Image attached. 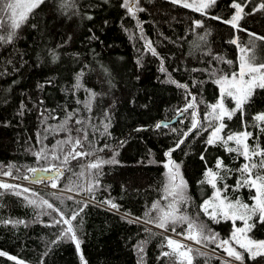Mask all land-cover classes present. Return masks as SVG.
<instances>
[{
  "label": "trees",
  "instance_id": "trees-1",
  "mask_svg": "<svg viewBox=\"0 0 264 264\" xmlns=\"http://www.w3.org/2000/svg\"><path fill=\"white\" fill-rule=\"evenodd\" d=\"M74 2L76 7L69 9L61 7L62 0H45L17 30L11 44H0V176L10 171L8 177L29 180L33 175L29 169L47 168L62 173L55 179L62 192L0 188V251L29 264H81V253L87 264H137L141 255L143 264H172L174 258L157 259L162 250L169 251L161 246L166 243L165 237L185 239L176 233L186 232L187 224H177L176 233L164 231L145 223L150 218L145 213L155 217L152 204L159 201L165 207L171 200L163 198L164 153L190 127L191 109L167 127L155 125L173 118L186 106L188 91L197 96L203 119L206 106L216 103L219 95L211 73L236 70L240 47L249 46L252 40L249 33L264 36V11H253L264 0H236L243 6L239 28L222 22L236 11L233 0H216L206 10L207 15L171 0H139L144 10L137 11L135 17L120 6L122 0ZM3 18L10 23L6 15ZM196 21L202 26L197 27ZM233 39L240 47L230 43ZM255 44L254 54L258 59L264 57V41ZM161 66L165 72L160 71ZM78 75L79 88L75 87ZM170 80L187 84L188 89ZM194 82L197 87L192 86ZM89 91L96 94L90 111L86 107ZM225 103L234 107L230 99ZM262 111L264 91L257 90L243 117L253 135L259 136L258 141L249 140L250 145L259 143L264 147V134L251 127L252 116ZM70 113L73 115L69 120ZM77 119L82 124H76ZM225 122V133L242 130L240 113ZM62 124L68 131L59 130ZM80 128L87 132L86 140L82 139L83 132H77ZM69 135L81 138L83 146L77 150L89 155L64 163L63 156L71 145L57 147V143ZM207 136L208 132L197 135L193 131L172 153L187 182L188 201L178 205V214L203 223L226 239L233 229L232 222L216 223L200 208L214 192L210 185L200 183L206 167L215 171L217 158L223 160L230 171L226 175L221 172L225 179L218 180L217 187L229 185V191L222 195L230 200L239 198L251 205L254 193L247 188L233 191L239 178L236 169L244 160L219 145H206ZM41 152L43 155L38 156ZM54 155L60 159H54ZM98 159L115 162L104 163L98 169L88 167ZM89 185L93 186L91 192L87 191ZM42 200L66 217L79 212L73 221L79 252L74 241L62 236L66 225L53 223L59 218L57 212L41 206ZM137 217L142 219L137 222ZM248 235L264 240V224L257 223ZM142 241L144 251L140 253L137 245ZM196 245L191 246L192 264H222V257L211 252H222L215 244ZM196 249L204 254L198 255ZM244 256L246 264H264V258L253 261L246 253ZM0 264L15 261L0 256Z\"/></svg>",
  "mask_w": 264,
  "mask_h": 264
},
{
  "label": "snow or ice",
  "instance_id": "snow-or-ice-1",
  "mask_svg": "<svg viewBox=\"0 0 264 264\" xmlns=\"http://www.w3.org/2000/svg\"><path fill=\"white\" fill-rule=\"evenodd\" d=\"M45 0H0V44H11L16 37L17 30L29 19L30 14L38 8ZM107 2V0H105ZM174 4H181L184 8H191L194 11L201 12L207 15L206 10L216 3V0H192L191 3L188 0H171ZM122 8L127 10V13L135 17L137 11H143L144 9L139 7V0H122L120 5ZM62 8H75L74 0H62ZM232 7L236 9L235 14L232 15L231 19L223 20V23L231 25L233 28H239L238 21L242 18L243 6L241 3H237L233 0ZM253 11H264V3H261L258 8H254ZM251 14V13H249ZM6 15L10 23L6 24L4 22L3 16ZM89 20L92 19L91 16L87 17ZM212 19H221L220 17H211ZM196 26H202L200 21H196ZM252 40L249 41V46L240 47L237 39H233L230 43L236 44L240 47L241 55L239 57L238 68L230 73H221L217 75L215 72L211 73L215 77L213 83L218 86L219 95L217 97L216 103L208 104L207 110L203 115L201 120L200 114L198 112V102L197 96L192 92L188 91L186 95V106L180 109V113L183 114L192 110L190 127L187 131L181 133V138H179L175 145L164 153L167 157V162L164 163V167L167 169L165 173L167 178V183L163 187L165 193L164 199L171 197L170 202L165 206L161 207L159 201L152 204L151 208L156 210L157 215L151 217V213H145V216L150 217L145 221V223L154 224L155 227L163 229L164 231L171 230L176 233L177 224H187L186 232L176 233L177 235L185 236V239L193 241L195 244H200L206 246L208 243L215 244L217 248L221 249L226 253L227 258H219L222 264H232V261H240L243 264L245 260L244 253H247L248 259L255 261L258 257L264 258V240H254L248 234L256 227V224H264V147H261L259 143H254L250 145L249 140L258 141L259 136H254L253 132L249 130V126L243 120L246 111V105H249L254 96L257 94V90L264 91V57H258L254 54V49L256 47L255 42L257 40L264 41V36H258L255 33H249ZM203 39V37H201ZM150 48V42L146 44ZM153 55H156L155 50L151 49ZM53 59H57L53 55ZM222 59V58H219ZM231 64L232 61H225ZM161 72H165L166 69L161 66ZM82 75V73L80 74ZM80 75L77 76V84L75 87H81L79 80ZM171 83L176 84L179 88L188 89L187 84L177 83L175 80H170ZM49 83H51L49 81ZM200 84L203 81L199 82ZM193 87H197V83L194 82ZM38 87L43 88V85H38ZM95 93L89 91V102L86 107L91 110V101L95 98ZM190 97V99H189ZM230 99L234 107L229 108L226 106L225 101ZM24 105H21V109ZM240 113L242 130L233 132L229 130L225 133V129L228 127L225 121H231L233 117ZM21 114H23L21 112ZM73 114L68 115V119H72ZM254 123L251 127L256 128L259 133L264 134V111L258 112L252 116ZM207 122L205 125L204 122ZM76 124H82V121L77 119ZM66 124V122H65ZM167 127L168 125H162L157 123L156 128ZM107 125H105V131H107ZM59 130L68 131V129L62 124L59 126ZM173 131H176L173 129ZM193 131L197 135L201 131L208 132V136L205 140V144L208 146L219 145L224 148L228 153H235L237 157H242L244 163L236 169L239 173V178L236 181L233 191L240 188H247L252 193L250 200L251 205L243 202L241 199L237 198L235 200H230L228 196L222 195V193H227L229 191V185L226 183L223 187H217V181H223L225 175L230 171L224 164L221 158H217L215 164V171L206 167L204 172V179L200 181L201 184H208L213 189V195L210 199L205 200L200 208L211 220L219 223L220 220H230L233 224V230L229 237L226 239H221L218 233H214L211 229H208L203 223H196L194 220L189 218L187 215L178 214L180 209L178 205L186 204L188 197L186 194L187 182L184 180L180 173V165L172 160V153L179 149L182 144L185 143V139ZM77 132H83L82 139H87V132L80 128ZM81 138H73L69 135L68 139L65 141H59L57 147H61L64 144L71 145L70 150L64 154L63 162L67 163L69 159H77L81 156L89 155V153L78 151L82 145ZM107 147V145H105ZM62 150V148H61ZM101 151L103 149H100ZM207 151V148L205 149ZM38 156L43 155V153H37ZM54 159H60L59 156H53ZM201 160L205 159L204 155L201 154ZM115 160L103 161L96 160L88 165L91 169H98L104 163H114ZM51 168L40 169V171H51ZM29 171L35 173L37 169H29ZM224 172L225 175H221ZM3 175L11 176L10 171L4 172ZM62 173L57 171L56 176H60ZM82 175V173H81ZM27 179V177H25ZM53 180L51 186L53 188L57 187L55 182L56 177H50ZM36 182V181H34ZM0 188L6 190H14L17 188L16 185L8 183H0ZM93 186L89 185L87 191L91 192ZM72 189H69L71 191ZM24 192H28L29 189H23ZM15 194L19 195V192ZM30 204H36V201L29 200ZM105 203L110 204L114 209L118 206L111 201H105ZM41 206H46L49 209L57 212L58 219H54V224L66 225L63 228L62 236L66 237L75 242L77 251L80 250V241L78 240L75 232V226L73 221L76 220L79 212H73L70 217H66L63 212L59 209L54 208V206L48 201L42 200L40 202ZM87 206V205H85ZM80 211H83L81 208ZM253 218H256L253 222ZM142 218L137 217L136 221H140ZM236 221H242L241 227L236 226ZM6 223H23V221H6ZM146 232L151 233V230L146 228ZM166 243L162 244V248L166 247L169 251H161L157 259L163 258H174L172 264H192L193 257L191 253L193 248L189 245H185L180 241L174 240L170 237L164 238ZM55 243V241L53 242ZM141 242L137 245L140 253H143L144 248ZM242 249L243 252L238 251L237 247ZM198 255H203L199 249L195 250ZM0 256L7 257L8 260L15 261V264H24L23 261L19 260L17 257L9 255L6 252L0 251ZM81 264H87L84 259L83 254H80ZM137 264H143V256L141 255Z\"/></svg>",
  "mask_w": 264,
  "mask_h": 264
},
{
  "label": "rangeland",
  "instance_id": "rangeland-1",
  "mask_svg": "<svg viewBox=\"0 0 264 264\" xmlns=\"http://www.w3.org/2000/svg\"><path fill=\"white\" fill-rule=\"evenodd\" d=\"M188 2L189 3H191L192 2V0H188ZM235 14V13H234ZM233 14V15H234ZM239 55H241V52H240V50H239ZM227 106V105H226ZM181 109H183V108H181ZM192 111V110H191ZM178 112H180V111H178ZM191 113V112H190ZM206 122V121H205ZM167 157H166V160H165V162L164 163H166L167 162ZM174 161V160H173ZM165 171L167 172V169L165 168ZM180 173H181V171H180ZM3 177H8V176H3ZM10 178H12V177H10ZM14 180L12 181V183H8V184H12V185H16L17 187H19V188H21V189H25V188H27V189H29V191L31 190V187L30 186H28V181L29 180H24V179H17V178H13ZM1 183H6V182H1ZM166 183H167V178H166ZM65 194H70V195H72V193H69V192H66ZM213 195V194H212ZM212 195H211V197H212ZM211 197H209L208 199H210ZM242 224H243V222L242 221H236V226L237 227H241L242 226ZM233 230V229H232ZM232 232V231H231ZM177 239H179L180 240V238H177ZM176 238H174V240H177ZM178 241V240H177ZM181 241V240H180ZM237 247V250L238 251H241V252H243V250L242 249H239V247L238 246H236ZM212 253H214V254H216V255H218V256H220V257H222V258H226V259H229V260H231V258H227L226 257V253H224L223 251L221 252V251H217V250H214V251H211ZM247 254V253H246ZM10 255V254H9ZM12 256H14V255H12ZM16 257V256H15ZM18 258V257H17ZM19 259V258H18ZM19 260H21V259H19ZM21 261H23V260H21ZM24 263H25V261H23ZM233 263H235V264H242V262H240V261H232ZM25 264H29V263H25ZM243 264H246L244 261H243Z\"/></svg>",
  "mask_w": 264,
  "mask_h": 264
},
{
  "label": "built area",
  "instance_id": "built-area-1",
  "mask_svg": "<svg viewBox=\"0 0 264 264\" xmlns=\"http://www.w3.org/2000/svg\"><path fill=\"white\" fill-rule=\"evenodd\" d=\"M13 180H14V179H13V178H10V177H3V176H0V181H1V182L12 183ZM52 182H53L52 179H51V180H40V181H36V182L29 180L27 184H28V186H30V187H32V188H40V189H45V190H49V191H52V192H62V191L58 188V186L55 187V188H53V187L51 186ZM55 182H56V181H55ZM56 184H57V183H56ZM175 238H176V239H177V238H180L181 242H182L183 244H185V245H189V246H192V245H194V246H198V245H196L195 243H193L192 241L187 240V239H184V238H182V237L175 236ZM178 240H179V239H178ZM180 240H179V241H180Z\"/></svg>",
  "mask_w": 264,
  "mask_h": 264
},
{
  "label": "water",
  "instance_id": "water-1",
  "mask_svg": "<svg viewBox=\"0 0 264 264\" xmlns=\"http://www.w3.org/2000/svg\"><path fill=\"white\" fill-rule=\"evenodd\" d=\"M182 114L179 112L177 113L173 118L171 119H162L158 123H161L162 125H171L175 123ZM59 170H51V171H40V169H37L35 173L30 177L31 181H40V180H51L50 177H56V173Z\"/></svg>",
  "mask_w": 264,
  "mask_h": 264
}]
</instances>
